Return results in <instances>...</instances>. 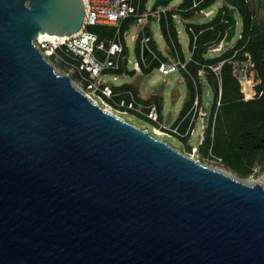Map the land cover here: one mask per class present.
<instances>
[{
  "label": "water",
  "instance_id": "water-1",
  "mask_svg": "<svg viewBox=\"0 0 264 264\" xmlns=\"http://www.w3.org/2000/svg\"><path fill=\"white\" fill-rule=\"evenodd\" d=\"M84 19L83 0H0V264H264L261 183L105 110L35 47Z\"/></svg>",
  "mask_w": 264,
  "mask_h": 264
},
{
  "label": "trees",
  "instance_id": "trees-1",
  "mask_svg": "<svg viewBox=\"0 0 264 264\" xmlns=\"http://www.w3.org/2000/svg\"><path fill=\"white\" fill-rule=\"evenodd\" d=\"M147 0H144L146 2ZM217 0H206L201 7L209 8ZM225 3L218 9L217 13L208 21L188 22L186 29L192 26L197 33V48L194 50L193 59L187 64V70L184 71L186 84L188 88V97L184 101V107L181 110L179 120H181L189 112L194 103L197 92L200 94L201 103L203 100L204 85L198 74L199 70L204 69L208 78L212 82L210 88L213 90V105L211 107L210 120L215 118V128L211 130V121L207 129L205 142L202 151L206 155L211 148L217 155L224 158L225 162L240 173L242 176L249 174L253 168L255 157L259 153L264 152V18L259 17L258 9L254 0H238L242 9V29L241 37L236 40L235 45L227 49L225 52L215 57H207L212 43L220 42L227 29L232 25L230 17V9L235 4L232 0H224ZM260 5L262 4V0ZM191 5L185 10L177 12L189 13L183 16L192 17L199 14L191 12ZM179 13V14H181ZM228 20V22L222 21ZM133 20H126L122 25V33L124 34L130 27ZM160 26L163 34L171 46V51L175 49L179 52L180 57L184 60L182 47L178 37L177 26L170 11L160 14ZM92 31L99 34L100 39L110 40L114 37L116 27L110 25H92ZM202 31V32H201ZM201 32V33H200ZM190 38V47L193 45V34L188 30ZM144 35L150 36L147 29L141 31L136 39V50L142 63V41ZM153 48V47H151ZM155 49V48H153ZM159 54L162 53L155 49ZM128 50L124 43L123 55L127 57ZM231 59H237L240 62L247 63L249 61L256 62L262 75V82L258 86L255 98L244 99V92L241 91L240 83L233 72V64ZM224 61L221 69L220 77L209 67L210 64H217ZM159 63H153L150 68H143L145 73L151 72ZM124 72L121 66L116 73ZM74 77H78V72L74 73ZM263 91L259 95L260 91ZM221 91L220 105H217L219 93ZM116 99L129 98L130 92L134 95L137 104H143L144 110L149 111L150 107L155 105L160 118H162L163 99L152 96L144 99L139 94V90L132 83H124L120 86H114ZM122 110H126L122 108ZM135 111V110H133ZM141 114V113H139ZM142 115V114H141ZM146 117L145 115H142ZM215 116V117H214ZM191 115H187L180 130L185 132L190 122ZM185 141L188 139L184 138Z\"/></svg>",
  "mask_w": 264,
  "mask_h": 264
},
{
  "label": "built area",
  "instance_id": "built-area-1",
  "mask_svg": "<svg viewBox=\"0 0 264 264\" xmlns=\"http://www.w3.org/2000/svg\"><path fill=\"white\" fill-rule=\"evenodd\" d=\"M83 1L85 4V19L81 29L78 32L71 35L62 36H56L55 34L42 36V34H40L33 40L35 47L40 51L43 57L54 66L56 70L58 67L61 68V65H64L66 69L61 74H68L71 77L73 84L79 90L85 93L93 102L105 110L122 119L124 118L120 116L121 113H126V110L128 109L135 110L136 112L145 115L148 119L158 124V126H154L152 130L156 135L159 136H171V134L184 136L188 134L194 123L193 119L190 120L186 131L182 133L180 130V124H177V126H172L165 123L164 119L161 120L160 113L158 112L156 106L153 105L150 107L149 111H145L144 106L137 104L135 97L131 92L128 99H116L114 86L118 85L107 80V78H112L113 80L118 79V73L116 72L122 66V62L124 64L125 58H127L123 55V40H125V33L129 29L123 34V23L129 19L133 20L130 24V27H133L135 22L139 23L146 19L148 20L149 16L157 17L159 20L161 12H167V10L163 9L160 11L158 9L160 7L159 6L157 10H152V13H147L144 8L149 0L146 2H144V0ZM205 2L206 0H193L191 12L202 11L206 16L212 15L213 11L211 9L207 8L206 10V8L201 7L203 4H205ZM170 11L174 16H176L178 13H181L176 12L174 9H171ZM185 14L189 13H181V16ZM222 21L228 22L226 19H222ZM98 24L116 27L114 37L110 40L100 39L98 33L88 29V27ZM144 29L145 24L141 26V29L136 34L135 39H137L139 33L144 31ZM188 30L193 34V45L190 47L191 54L188 58L183 60L176 49L174 51L175 57L172 55L171 57L164 51H160L162 55L159 54V52L151 48L148 44L152 40L151 36L144 35L142 43L147 44L149 52L145 59L142 58V63L139 64L138 61L135 62L134 69L138 72H141L144 67L150 68L153 63L158 62L159 64L155 68H157L158 71L164 75L180 70H187V64L193 59L194 50L197 48L196 42L199 36V33H197L192 26H190ZM225 36L218 43L219 45L214 48L215 50H209H211V52H216L223 49L224 42L226 41ZM222 43L223 46H221ZM223 63L224 61H221L217 64H210L209 67L217 76L220 77ZM76 71L78 72V77H74V73ZM201 107V97L197 92L194 103L192 104L188 115L190 114L193 118L197 115V113H204L202 110H200ZM122 108L126 110H122ZM183 121H180V123H183ZM143 129L148 130L147 128ZM157 129L161 130L164 134H158V132H156ZM191 158L195 159L193 156Z\"/></svg>",
  "mask_w": 264,
  "mask_h": 264
},
{
  "label": "rangeland",
  "instance_id": "rangeland-1",
  "mask_svg": "<svg viewBox=\"0 0 264 264\" xmlns=\"http://www.w3.org/2000/svg\"><path fill=\"white\" fill-rule=\"evenodd\" d=\"M153 2L154 0H149L144 8V10H146V12L149 14L152 13L151 6L153 5ZM254 2L256 3L259 17L264 18V0H262L261 5L259 0H254ZM224 3H225L224 0H217L214 4H212V6H210L208 9H211L213 11V14L209 16H206L202 11H199V14L201 15L197 14L192 17L173 15L178 30L179 41L182 49L185 51L186 57H189L191 54L190 38H189L188 30L186 29L187 23L191 21L203 22L210 20L211 17H213L217 13L218 9ZM190 5H191V0H172L167 6H160L158 9L160 11L163 9H166L167 11L174 9L177 12L180 10H185ZM161 13L164 14L165 12H161ZM235 17L238 21L236 27V36L230 42L225 41L224 47L220 51L211 52L212 49H214L216 46L219 45L218 44L219 42L212 43L210 47L211 50H209L211 53L208 52L207 57L219 56L227 49L232 48L235 45L236 40H238L237 38L241 37L240 32L242 29V17L238 13V11L235 12ZM144 24H145V28L148 31V34L152 38V40L148 43L149 46L155 49H159L160 51H164L166 54L175 57L174 56L175 54L172 53L171 51V46L168 44L163 34V30L160 26L159 20L157 19V17L149 16L148 20L146 19L143 22H139V23L135 22L134 26L129 27V30L125 33V40H123V42L126 44L128 50L127 57L129 59V62L127 64V67L129 70L134 69V65L136 61H138L139 64L141 63L140 57L136 50L135 36L138 33V31H140L141 26H143ZM88 29L92 31V27H88ZM230 62H232L233 64V72L240 83L241 91L244 92L243 93L244 99L249 100L255 98L256 97L255 93L258 90V86H260L262 82V75H261L262 69L259 68L256 62H252V61L243 63L237 59H231ZM60 67L61 68L59 67L57 68V72L63 73L66 67L64 65H61ZM122 67L124 69L123 62H122ZM198 74L205 87L203 93L204 102H202V107L200 108V110H202L204 113L202 114L197 113V115L194 116L193 118L191 116L190 120L193 119L194 123L192 125V128L189 130V133L187 132L188 134L184 136H180L176 134H171V136H166V135L159 136L156 135L152 130L153 127L154 126L157 127L158 124L156 122L151 121L147 117L142 116L143 114L141 115L139 114V112L128 109L126 110L127 111L126 113H121L120 116H122L128 122L140 128H147L150 134L153 135L154 137L168 142L170 145H172L182 153L190 157L193 156L195 160H198L204 165L225 172L230 176H233L241 180L244 183L251 185L256 183H261L264 186V152L259 153L255 157L253 168L251 172L246 176H242L240 173H238L236 170L230 167L225 162L224 158L220 155H217L211 148L209 149L208 154L205 155L203 153L202 146L206 139L207 129L210 124V121H211L212 136L215 128V118L210 120L211 107L213 105L214 99H213V90L210 88V86H212V82L208 78L205 70L203 69L199 70ZM107 80L111 81L116 85L124 84V83H132L139 90L140 95L142 94L144 97L157 96L160 99L162 98L164 103L162 108L163 116L161 120L164 119V122L169 125L177 126V124L178 125L180 124L181 126L183 123H180V121H183L188 115L187 113L186 116H184L181 120L178 121L179 116L181 114V110L184 107V101L189 95L186 84V78L183 70L164 75L161 72H159L157 68H154L149 73H145L142 70L141 72L136 71L135 75L133 76H129V75H125V69H124V72L122 74H118L117 80H113L112 78H107ZM262 93L263 91L261 90L259 92V95H261ZM220 99H221V91L219 93V100L217 102L218 106L220 105ZM156 132H158V134H162L161 130L159 129H157ZM186 137L188 139L185 141L184 138Z\"/></svg>",
  "mask_w": 264,
  "mask_h": 264
},
{
  "label": "crops",
  "instance_id": "crops-1",
  "mask_svg": "<svg viewBox=\"0 0 264 264\" xmlns=\"http://www.w3.org/2000/svg\"><path fill=\"white\" fill-rule=\"evenodd\" d=\"M159 50V49H158ZM160 51V50H159ZM182 52H183V55H184V57H185V59L186 58H188V57H186V55H185V51L182 49ZM128 58V57H127ZM118 86H120V85H122V84H117ZM142 95V94H141ZM142 97L144 98V99H147V98H149V97H144L143 95H142ZM142 106H144L143 104H141ZM145 107V106H144Z\"/></svg>",
  "mask_w": 264,
  "mask_h": 264
},
{
  "label": "bare ground",
  "instance_id": "bare-ground-1",
  "mask_svg": "<svg viewBox=\"0 0 264 264\" xmlns=\"http://www.w3.org/2000/svg\"><path fill=\"white\" fill-rule=\"evenodd\" d=\"M177 16H181V14H177ZM50 34H42V36H49ZM221 46H223V43L221 44ZM162 134H164L162 131H161ZM160 134V135H162Z\"/></svg>",
  "mask_w": 264,
  "mask_h": 264
}]
</instances>
